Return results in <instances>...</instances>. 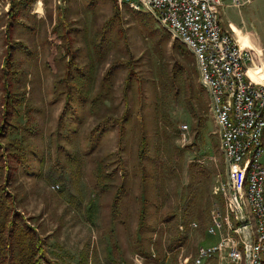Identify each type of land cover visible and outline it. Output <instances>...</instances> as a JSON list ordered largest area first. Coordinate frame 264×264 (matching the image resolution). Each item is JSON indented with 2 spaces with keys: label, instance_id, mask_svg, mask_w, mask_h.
<instances>
[{
  "label": "rangeland",
  "instance_id": "obj_1",
  "mask_svg": "<svg viewBox=\"0 0 264 264\" xmlns=\"http://www.w3.org/2000/svg\"><path fill=\"white\" fill-rule=\"evenodd\" d=\"M28 3L12 24L0 12L2 195L47 235L58 264H194L198 246L218 239L207 228L214 204L224 205L214 190L225 164L193 53L151 13L116 0ZM219 11L224 29L235 25L264 51V0H221ZM7 72L14 113L4 104ZM100 91L112 96L94 110ZM106 115L122 119L103 126ZM3 136L22 139L19 157ZM190 169L207 179L196 185Z\"/></svg>",
  "mask_w": 264,
  "mask_h": 264
},
{
  "label": "built area",
  "instance_id": "obj_2",
  "mask_svg": "<svg viewBox=\"0 0 264 264\" xmlns=\"http://www.w3.org/2000/svg\"><path fill=\"white\" fill-rule=\"evenodd\" d=\"M245 1L233 0V4ZM116 2L151 13L185 44L195 57L199 81L207 93L225 164V176L214 191L224 205L222 209L214 204L207 228L210 234L218 232L216 243L199 245L194 264L214 257L236 264H264L263 49L251 38V44L245 43L242 34L248 33L240 28L222 27L221 0ZM9 7L10 0H0V12L8 13Z\"/></svg>",
  "mask_w": 264,
  "mask_h": 264
},
{
  "label": "trees",
  "instance_id": "obj_3",
  "mask_svg": "<svg viewBox=\"0 0 264 264\" xmlns=\"http://www.w3.org/2000/svg\"><path fill=\"white\" fill-rule=\"evenodd\" d=\"M28 4H29L28 0H11V6L8 12V16L10 18L8 24H12L11 21H13V19L16 20L21 19L20 16H21L22 8L27 6ZM172 45L173 47H175L174 42H172ZM180 54L183 55V52L180 51ZM116 61L118 63L120 62L119 66L121 64L124 65V67L129 66L127 59L116 60ZM190 61L191 60H189V62ZM110 70L112 69H109V71ZM109 71L107 72V74L105 73V75L103 76L102 79L103 82L105 80L109 81V79L112 82V78L110 77ZM132 71H133L132 69L128 70L129 75L127 79L131 78L130 75ZM4 74L8 78V81H10V83L8 81H5L6 86L5 85L3 86V90L6 89V97L4 104L7 107L11 108L13 112L14 109L18 110L19 101H16L18 99V97L16 96L17 91L14 86L13 80L11 79L13 78V76L8 72ZM75 86L77 87L76 84ZM79 90L85 93L86 95V91L83 90V88L80 87ZM110 92L103 93L102 91H100L95 95H93L89 102L90 106L94 110L95 109L97 110L101 105V103L104 102V100L112 96ZM202 93L203 92H201V96ZM8 111H10V109H8ZM22 116L25 117V122H26L25 128H27L29 126V123L31 122V119L29 115H27L26 113L22 114ZM7 118L10 124L11 131L15 130L16 127L18 126V123L13 122L11 116ZM101 118L102 120H99V122L102 123L103 126H105L107 123L117 124V122L121 121L122 119L119 115H106V116H102ZM22 128H24V126H22ZM94 129L100 130L101 125H97L96 127H94ZM5 136L3 137L7 139L8 137ZM21 140L22 139H17V138L7 139L6 145L10 149L9 155L12 156L11 158H13L14 156L17 157L20 156V150L23 147L21 145ZM22 157L23 155L20 157V160H22ZM193 171L194 170L190 169L189 178L190 181H192L196 185L200 181H205V179H207L205 177L206 175H204L203 173L200 174V172H202L203 170H198L199 172L198 176H195V174H193L194 173ZM1 189L2 187L0 186V264H58L56 259L53 256L49 255L48 253L49 248L47 245L48 242L47 235L40 233V231L36 227L27 224L22 214L14 208L13 197L2 195ZM138 239L141 240L140 236ZM146 245L147 247H149L148 243ZM137 246H139L138 250L140 252H142L147 256L148 255L150 256V251L145 249V247L141 246L139 241Z\"/></svg>",
  "mask_w": 264,
  "mask_h": 264
},
{
  "label": "bare ground",
  "instance_id": "obj_4",
  "mask_svg": "<svg viewBox=\"0 0 264 264\" xmlns=\"http://www.w3.org/2000/svg\"><path fill=\"white\" fill-rule=\"evenodd\" d=\"M147 12V11H146ZM164 27V26H163ZM168 30V29H167ZM190 51V50H189ZM196 67H197V64H196ZM198 69V68H197Z\"/></svg>",
  "mask_w": 264,
  "mask_h": 264
},
{
  "label": "crops",
  "instance_id": "obj_5",
  "mask_svg": "<svg viewBox=\"0 0 264 264\" xmlns=\"http://www.w3.org/2000/svg\"><path fill=\"white\" fill-rule=\"evenodd\" d=\"M249 1V0H248ZM233 25V24H232ZM235 26V25H234ZM238 30V29H237ZM239 31V30H238Z\"/></svg>",
  "mask_w": 264,
  "mask_h": 264
}]
</instances>
